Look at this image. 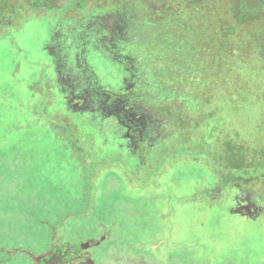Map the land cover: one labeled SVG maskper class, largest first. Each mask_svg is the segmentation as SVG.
<instances>
[{"label":"rangeland","instance_id":"obj_1","mask_svg":"<svg viewBox=\"0 0 264 264\" xmlns=\"http://www.w3.org/2000/svg\"><path fill=\"white\" fill-rule=\"evenodd\" d=\"M193 1L159 22L154 0L124 3L147 30L128 43L134 51L117 14L94 31L65 20L106 10L96 2L0 28V264H56L75 245L151 264H264L257 25L231 34L232 0ZM226 36L240 55L229 60L221 48L217 70ZM133 56L146 65L143 100L175 121L142 141L131 126L146 134L155 114L116 94L143 80Z\"/></svg>","mask_w":264,"mask_h":264},{"label":"trees","instance_id":"obj_2","mask_svg":"<svg viewBox=\"0 0 264 264\" xmlns=\"http://www.w3.org/2000/svg\"><path fill=\"white\" fill-rule=\"evenodd\" d=\"M63 4L61 6L56 5L53 0H0V28L1 29H6V28H19L23 23H25L28 19L31 18V16H41L46 13L47 8H62L65 5H68L69 3H72L73 6H76L77 8H80L82 3L84 2H96L95 4L98 5L99 8H105L107 10L113 9L116 6H121L124 3L126 4L127 2H133L134 4L137 5H147V0H62ZM65 1V2H64ZM194 1L193 0H154L155 4H159L161 9H155L154 11H151L153 13H159L158 17H154L152 20H157V22L161 20H174L173 18L178 14L181 9L186 10L187 6L191 5ZM81 3V4H79ZM77 4V5H76ZM124 4V5H125ZM231 10L233 11V14L231 12L232 17L230 18L231 20L227 23L228 27L227 30H231V34H235V30L237 31V28H235L236 25H242L245 23H249V26L251 25H257L256 28L250 33V36L253 40V51H252V56L255 58V63H261L260 67V72L262 75V79L264 81V0H232L231 3ZM93 5V4H92ZM197 5L193 4L192 7H195ZM186 8V9H185ZM240 11L244 12L245 14L242 16V18H237L238 15L242 14ZM61 12H66V11H61ZM58 13V12H57ZM262 14L259 16V14ZM56 14L55 16H57ZM153 16V14H151ZM61 16V13H60ZM59 16V17H60ZM57 18V17H56ZM258 24H261V26H258ZM232 38L230 36H226L222 38L221 44L219 46L218 52H214L215 57H214V62H213V68L218 70V66L220 67L221 62H225V60H222L218 62L217 64V59H219L221 55V48H226V50L223 52L225 56L229 57V60L234 59L237 55L239 56V51L236 50L235 48L232 47ZM217 48V45H216ZM230 48V49H229ZM174 54H177L176 52ZM220 54V55H219ZM170 59H173V61H177L179 59L184 60L183 57H175L172 55ZM240 67L241 68H246L248 65L247 60L241 61L240 59H237ZM191 63V60L189 61ZM184 63L181 64L182 67L185 66ZM194 65V63H192ZM175 65H177L175 63ZM239 67V65H237ZM206 66V68L202 65L198 69L204 70L203 73L208 71H211L212 68H209ZM189 73L183 74V80L188 77L189 79L192 78L191 73L195 72L193 71H188ZM185 76V77H184ZM259 75L254 76L255 78H259ZM199 77H197L198 80ZM203 78V77H201ZM204 79V78H203ZM185 81H187L185 79ZM230 81V80H229ZM189 82V80L187 81ZM200 83H204V81H200ZM258 99L260 100V106L262 108V111L264 110V89L259 93ZM195 105V108L198 107V105ZM189 109V108H188ZM199 109V107H198ZM197 110V109H196ZM193 111L194 113L198 114L201 116L200 111ZM200 113V114H199ZM188 114L192 115L194 117V114L191 113L188 110ZM210 114V113H208ZM212 114V113H211ZM182 115V114H181ZM263 116V114H262ZM207 118L210 117V115H206ZM223 156L220 157L218 162L223 165L222 163ZM242 171V172H240ZM251 169H244V170H239L238 173H247L250 174Z\"/></svg>","mask_w":264,"mask_h":264},{"label":"flooded vegetation","instance_id":"obj_3","mask_svg":"<svg viewBox=\"0 0 264 264\" xmlns=\"http://www.w3.org/2000/svg\"><path fill=\"white\" fill-rule=\"evenodd\" d=\"M104 14H110V15H119L121 16L127 24V29H126V34L128 36H123L122 39L126 40L124 43L127 44L126 49L130 51H134L129 48L130 42H138L139 35L140 33L145 34L147 32L143 30V24H137L138 18L136 15L132 14L131 11L127 9L126 5L122 6H116L113 9L109 10H103L101 13H98L97 15H90L89 17L86 18V16H83L81 18H70V19H65V20H73L77 24H86L90 30H96V25L103 21V15ZM65 14L60 16V18L64 19ZM88 16V15H87ZM129 51V52H130ZM133 59H138L141 61V58L137 57H132ZM138 62V61H137ZM140 63H143L142 61ZM145 64H137L135 66L136 72L139 73L141 77L145 74ZM147 78L146 80L137 81L135 83H132L130 85V90H125L122 94H117L118 98L120 101H123L122 98L125 100H128L130 104L128 105L131 108H135L137 111H142V110H149L155 114L154 118L151 117L149 119V128L147 129L148 132L146 134H143L139 131L138 125L133 124L131 128L135 131L138 132L139 140L142 141L144 140V137L149 135V134H156L159 135L161 133H165L172 127L174 128V119L172 116L168 115L167 113L163 112L162 109H160L159 106H154L152 107L148 102H145L143 98H146L147 95H145V88L147 87ZM144 86H146L144 88ZM113 93V94H112ZM112 95L114 92H112ZM142 99V102L140 101ZM135 101V102H134ZM115 110V108H112ZM100 240H98L99 242ZM60 260L59 263L56 264H70L73 262V264H151L148 263V261L145 260L144 256L142 257H136L134 255H131L129 253H126L125 255H122L115 250L109 253H100L96 254L93 252L92 247L89 245H80V246H73V249H68L66 253H63L60 255Z\"/></svg>","mask_w":264,"mask_h":264},{"label":"water","instance_id":"obj_4","mask_svg":"<svg viewBox=\"0 0 264 264\" xmlns=\"http://www.w3.org/2000/svg\"><path fill=\"white\" fill-rule=\"evenodd\" d=\"M70 264H73V262H71Z\"/></svg>","mask_w":264,"mask_h":264}]
</instances>
